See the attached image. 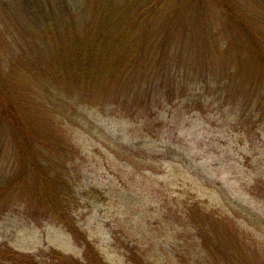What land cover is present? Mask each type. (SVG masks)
Instances as JSON below:
<instances>
[{"label":"rangeland","instance_id":"374dc122","mask_svg":"<svg viewBox=\"0 0 264 264\" xmlns=\"http://www.w3.org/2000/svg\"><path fill=\"white\" fill-rule=\"evenodd\" d=\"M6 10L25 20L15 0H0V40L15 27ZM15 49L9 41L0 45V69L7 71L2 52ZM183 74H176L170 104L139 83L124 94L130 100L118 102L81 105L52 95L47 117L70 146L65 168L78 201L73 221L37 212L29 194H17L0 208V246L46 264L54 251L71 264L83 260L79 233L103 264H208L187 217L197 204L203 215L233 222L241 244L264 259V117L255 98L247 106L230 91L224 107V94L212 87L195 92V80L180 91ZM5 152L1 175L13 165Z\"/></svg>","mask_w":264,"mask_h":264},{"label":"trees","instance_id":"16d2710c","mask_svg":"<svg viewBox=\"0 0 264 264\" xmlns=\"http://www.w3.org/2000/svg\"><path fill=\"white\" fill-rule=\"evenodd\" d=\"M18 9L23 24L6 10L15 27L0 40L16 47L2 52L7 71L0 69V154L9 150L5 155L13 162L5 174L0 170V208L17 194H29L37 212L73 221L78 201L65 168L70 146L46 114L54 94L81 105L118 102L139 83L170 104L176 74L184 71L180 91L195 80V92L212 87L224 94V107L230 91L247 106L255 98L264 117V0H15ZM191 207L189 226L208 264H264L257 251L241 244L233 222ZM76 242L84 256L71 264H103L79 233ZM48 256L47 264H66L59 253ZM0 264L46 263L2 245Z\"/></svg>","mask_w":264,"mask_h":264}]
</instances>
